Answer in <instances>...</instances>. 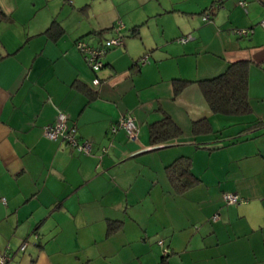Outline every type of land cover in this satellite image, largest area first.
<instances>
[{
    "label": "crops",
    "instance_id": "1",
    "mask_svg": "<svg viewBox=\"0 0 264 264\" xmlns=\"http://www.w3.org/2000/svg\"><path fill=\"white\" fill-rule=\"evenodd\" d=\"M237 1L0 0V249L38 234L10 264H264V0ZM117 20L123 44L92 71L75 41L98 44ZM236 60L251 111L213 112L196 81ZM60 111L89 153L44 136ZM126 113L136 138L110 131ZM165 117L179 133L153 143ZM180 156L192 179L177 191L166 167Z\"/></svg>",
    "mask_w": 264,
    "mask_h": 264
},
{
    "label": "trees",
    "instance_id": "2",
    "mask_svg": "<svg viewBox=\"0 0 264 264\" xmlns=\"http://www.w3.org/2000/svg\"><path fill=\"white\" fill-rule=\"evenodd\" d=\"M218 5L219 4H217V6ZM209 8L207 9H209V11L212 12L213 6ZM205 10H202L201 12L203 13V15L206 14L204 13L206 12ZM117 21L111 27L112 35L104 38L98 44H91V45L100 46L107 38L113 35L114 36L119 35L123 40L122 28L124 27V24L121 30L117 33L114 30V28L117 25ZM109 49L110 48H108V50ZM103 61H104V56H103ZM137 64L139 65V62ZM248 65H249L248 60L232 61L228 64L227 68L219 75L213 78L196 81L200 87L204 99L206 100L210 109L213 112L224 113V114H245L251 111L248 102V92H247ZM90 69L92 70L91 67ZM188 82L189 81L187 80L175 79V86H174L175 90L177 91L181 89ZM195 123L196 124L194 126V131L198 132L199 130L197 128V122ZM178 133H179L178 127L174 125L168 117H165L162 120L153 123L150 127V137L153 143L164 140L168 136H175ZM166 174L172 187L175 190L177 191L185 190L190 182L189 179H192L191 177L192 174L190 172V159L187 156H180L176 158L171 164H169L166 167ZM117 226H118V222L111 221L108 226V232L110 233L113 232L114 230L117 229ZM166 248L168 249V252L166 254H163V256H167V254L171 252L170 248H168L167 246Z\"/></svg>",
    "mask_w": 264,
    "mask_h": 264
},
{
    "label": "built area",
    "instance_id": "3",
    "mask_svg": "<svg viewBox=\"0 0 264 264\" xmlns=\"http://www.w3.org/2000/svg\"><path fill=\"white\" fill-rule=\"evenodd\" d=\"M245 0H238L237 3L241 6H244ZM208 14H204L203 18H207ZM260 25L264 26V19L260 20ZM123 27V22L121 20L117 21V25L114 28L115 32H119L121 28ZM233 32L241 35L246 36L250 32L252 33V29L248 28H234ZM190 38L189 36H182L179 37L177 40L180 42L187 41ZM123 44V40L121 36L119 35H113L109 38H107L102 45L95 46L87 43L86 41L82 39H77L75 41L76 48L81 52L84 59L87 61L88 65L92 68V70L97 71L103 66V56L108 50V48L111 47H117L121 46ZM148 55L144 54L140 60L139 63L143 64L147 62ZM93 83L98 84L100 82V79L98 76L93 78ZM119 128H122L126 131L127 135L131 138H136L138 135V127L135 122V118L132 114L126 113L121 115L118 120L111 124L110 131L115 132ZM43 134L49 139H61L62 141L69 144L71 147L75 148L76 150L83 152V153H89L91 150V141L88 139L78 140L77 138V124L73 120H70L69 116L65 112H58L55 116L54 120L51 123H48L43 128ZM223 199L226 203H237L240 201V198L237 193L235 192H224L223 193ZM4 201V198H2ZM217 215L213 216V219H216ZM35 238L37 237V234H34ZM157 243L162 246V254H166L168 252V249L163 244V239H159ZM28 244V239L24 238L20 245L19 249L23 250ZM11 249L9 245H6L5 248L0 251V264H8L9 260L11 258Z\"/></svg>",
    "mask_w": 264,
    "mask_h": 264
},
{
    "label": "rangeland",
    "instance_id": "4",
    "mask_svg": "<svg viewBox=\"0 0 264 264\" xmlns=\"http://www.w3.org/2000/svg\"><path fill=\"white\" fill-rule=\"evenodd\" d=\"M239 202H240V201H239ZM239 202H237V203H239ZM226 204H228V203H226ZM34 234H35V233L33 232L32 235H31L32 239H28V244H27V245H31V244H35V243H36V239H37V237H38V234L36 233V234H37V237H36V238H35ZM23 239H24V238H23ZM23 239H22V240H23ZM159 239H161V238H159ZM159 239H158V240H159ZM22 240H21V241H22ZM158 240H157V241H158ZM20 243H21V242H20ZM20 243H19V245H20ZM30 243H31V244H30ZM157 244H158V243H157ZM6 245H9V244H6ZM19 245L16 246L17 248L15 247V249H12V248L10 247V249H11V254H12V255H11V258H10L8 264H10V261L12 260V258H13V256H14V253L16 252V250H18V251L21 250V249H19ZM158 245H159V244H158ZM159 246H160V245H159ZM4 248H5V247H4ZM4 248H3V249H4ZM25 248H26V247H25ZM160 248H162V246H160ZM3 249H0V251H2ZM23 250H24V249H23ZM21 251H22V250H21Z\"/></svg>",
    "mask_w": 264,
    "mask_h": 264
}]
</instances>
